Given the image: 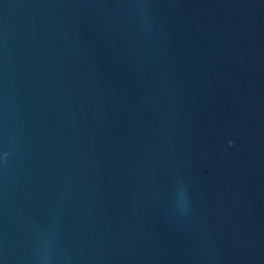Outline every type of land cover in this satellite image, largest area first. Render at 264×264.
I'll return each instance as SVG.
<instances>
[{
    "label": "water",
    "instance_id": "obj_1",
    "mask_svg": "<svg viewBox=\"0 0 264 264\" xmlns=\"http://www.w3.org/2000/svg\"><path fill=\"white\" fill-rule=\"evenodd\" d=\"M0 264H264V0H0Z\"/></svg>",
    "mask_w": 264,
    "mask_h": 264
}]
</instances>
